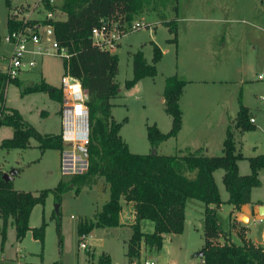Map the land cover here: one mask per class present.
<instances>
[{"label":"rangeland","instance_id":"374dc122","mask_svg":"<svg viewBox=\"0 0 264 264\" xmlns=\"http://www.w3.org/2000/svg\"><path fill=\"white\" fill-rule=\"evenodd\" d=\"M62 1L53 0V4H49L53 10H49L40 0H10V8L22 7L28 15V26H43L66 19V15L60 11ZM144 13L132 22L140 21L147 27L132 32L129 30L130 24L126 23L123 28L124 36L114 52L119 61L116 76L119 94L111 101L114 104L111 114L117 122L130 115V124L121 128L119 133L130 152L139 155L152 153L146 137V126L151 124L152 118L171 120L164 110L165 105L159 101V95L165 77L176 74L182 80L194 82L187 93L195 98L204 118L208 113L217 111L220 103H228L233 119L241 105L249 108L252 114L250 116L257 122L255 131L239 133L235 128V121L230 126L237 152L245 157L264 154V80H258L259 75H264V0H153L145 6ZM7 14L6 2L0 0V56L11 49L4 42ZM48 14L52 18H48ZM163 20L176 22V45L168 42L172 35L161 24ZM153 44L164 51L161 62L157 65L155 83L151 78H146L141 82L140 88L126 89L125 81L132 78V54L141 51L149 63L153 56ZM33 58V55L27 54L25 61ZM6 65V61L0 60V70ZM64 72L62 58L44 56L30 71L21 73L18 80L22 88L44 79L52 87L60 89ZM20 90L14 84L7 85L6 107L17 110L38 132L44 135L58 134L59 103L44 93L21 96ZM125 105L130 106L129 111ZM11 136L10 127H0V145ZM162 152H166L164 148ZM162 152L158 154L164 155ZM238 165L240 172H244V167L248 171L247 159L240 160ZM12 169H20L19 175L13 179V188L17 191L38 193L55 188L60 180L69 179L60 174L59 152L47 150L41 153L34 140H30V147L24 150L6 151L0 148V170L7 173ZM222 175L223 171L217 170L214 180L221 198L225 200L228 193L222 184ZM259 180L261 185L254 188L253 197L264 201V168L259 173ZM105 192L106 186L103 180H99L96 186L84 188L78 195H75L74 190L66 192L60 203H56L50 194L44 205L33 208L28 223L30 230L21 242L16 240V231L11 224L7 227L4 242L0 234V262L99 264V257L104 254L109 256L111 264H127L126 245L132 233L128 225L94 229L84 240L89 244L88 249L83 251L79 248L81 239L77 235V226L92 219L101 209L106 202L103 200ZM189 201L183 232L179 235H166L159 250L150 249L142 243L136 264H144L145 260L157 264H202L196 255L203 244L200 222L203 215L192 207L193 203L201 202ZM56 209L61 223V251L55 232V220L52 219ZM228 209L224 205L220 212L223 227L227 231L231 227ZM43 220L46 226L41 243L33 238L31 230L38 228ZM248 227L250 238L260 239L262 242L264 225L251 220ZM142 232H151L148 224L143 223ZM232 239L235 245L241 244L236 235L233 234Z\"/></svg>","mask_w":264,"mask_h":264},{"label":"trees","instance_id":"16d2710c","mask_svg":"<svg viewBox=\"0 0 264 264\" xmlns=\"http://www.w3.org/2000/svg\"><path fill=\"white\" fill-rule=\"evenodd\" d=\"M44 6L53 10L48 0H42ZM10 6V0H5ZM153 0H63L60 11L66 15L63 21L51 23L55 39L65 47L70 55L69 74L78 79L88 95L89 110V144L86 149L88 160L87 172L60 180L53 189L41 190L37 194L17 191L13 181L3 179L0 171V234L2 242L6 238L9 224L16 231V240L21 242L30 230L29 218L33 208L44 205L52 194L54 201L60 203L62 195L74 190L78 195L82 189H91L103 180L108 189V200L97 211L93 218L77 226V235H89L94 229L121 227L119 215L123 201L132 204L134 222L130 225L132 233L126 245L127 264H135L140 256V248L144 243L150 249H160L166 235H179L184 229L185 208L189 200L204 204L202 217V240L200 260L203 264H264V247L246 241L240 234L241 245H235L222 230L217 210L223 204L218 187L214 180V172L222 170V184L228 193L227 204L239 210L241 206L251 204V191L260 187L259 172L264 168V156L247 158L250 173L239 174L238 161L245 159L237 152L234 135L230 127L226 130L222 154L208 157L198 151H184L176 155L131 153L128 145L120 136V130L126 119L117 122L113 119L112 100L119 94L118 56L100 50L92 39L91 31L100 21L114 20L130 24L136 17L144 13V8ZM161 24L167 28L172 38L168 41L177 44V24L172 20H164ZM22 24L11 22L7 18V32ZM147 27V26H146ZM153 56L148 63L141 51L132 54V78L125 81V88H132L144 78L157 75V64L163 54L153 44ZM65 69L66 62L63 60ZM19 87L20 95L44 93L50 99L60 103L61 91L44 80L23 87L18 79H8L0 72V127L12 129V136L2 141L0 148L9 151L24 150L30 147V140L37 143L41 153L47 150L60 151L62 142L60 135H42L34 127L23 120L20 113L5 106V90L7 85ZM185 80L176 75L165 78L163 98L165 112L171 117V128L162 133L156 125L146 128V137L151 150L171 138H175L181 129L182 111L179 101ZM235 128L241 132L255 130L250 123L249 109L240 106L235 119ZM17 176L20 169H12ZM260 205V204H258ZM55 212V232L60 251L62 250L61 223ZM149 222L153 232L144 234L142 225ZM46 223L43 220L38 228L32 229L34 239L43 243ZM79 242V241H78ZM99 264H111L108 255L101 254ZM0 264H2L0 262ZM58 264V263H53Z\"/></svg>","mask_w":264,"mask_h":264},{"label":"built area","instance_id":"2783aa9c","mask_svg":"<svg viewBox=\"0 0 264 264\" xmlns=\"http://www.w3.org/2000/svg\"><path fill=\"white\" fill-rule=\"evenodd\" d=\"M48 1L50 5L53 4V0ZM47 16L52 18L51 14ZM8 19L11 22L22 24L21 27L7 32L4 37V42L12 47L8 66L4 72L8 79H18L21 73L30 71L44 56L60 57L66 62L59 89L62 95V101L59 104V135L62 142V148L59 151V170L63 177L84 174L88 169V160L86 152H82L81 149H87L89 144L88 95L82 88L80 81L69 74L70 55L67 49L60 46L56 41L51 24L28 26L26 24L28 15L22 7L10 8L9 6ZM124 23L114 20H101L100 24L91 31L93 43L100 50L113 54L124 36L123 28L126 27V22ZM145 27L146 25L140 21L131 22L129 30L135 32ZM27 54L33 55L34 58L26 62L25 56ZM258 80H264V75H259ZM250 123L254 124L255 120L250 118ZM262 223L264 224V220ZM87 237L88 235L80 237L79 248L83 251L89 247V244L84 242ZM144 264L157 263L145 260Z\"/></svg>","mask_w":264,"mask_h":264},{"label":"crops","instance_id":"0c3cea01","mask_svg":"<svg viewBox=\"0 0 264 264\" xmlns=\"http://www.w3.org/2000/svg\"><path fill=\"white\" fill-rule=\"evenodd\" d=\"M8 9H9V7H8ZM143 14H145V13H143ZM7 18H8V14H7ZM7 18H6V22H7ZM10 48L11 49H9L8 52H6L5 54L0 56V60L6 61V64H7L6 66L3 67V70H0V72H2V73L5 72V70L8 66V58H9L11 51H12V47H10ZM162 54H164V51H162ZM160 62H161V60L159 61V63L157 65H159ZM173 75H176V74H173ZM173 75H170V76H173ZM166 77H169V76H166ZM155 78L156 77L151 78L153 84L155 83V81H154ZM145 79L146 78L137 82L131 89L140 88L141 82H143ZM42 80H44V79H42ZM185 81L187 82V84L183 88V92H182V95H181V98L179 101V106H180V109L182 111L181 129L175 138H171V139L167 140L166 142H163L162 144H160L156 151H157V153H160V151L162 152V149L164 148V150L166 151V152H162L164 155H176V154H181L184 151H191V152L198 151L201 154L208 156V157L220 156L222 154L223 141L226 137V130L228 127H230L234 123L236 117L233 119L232 114L229 112L228 103H222V104L220 103L219 109H217V111H215V110L212 111V114H211V112L208 114L206 112L204 114V115L207 114L206 118H204V116H201L202 114L200 113L199 107L197 106V104L195 102V98H193V96H189L187 93L189 86H191V84L194 82H192L190 80H185ZM164 86H165V80H164L163 89L161 90V93L159 95V97H160L159 101L163 105H164V98H163ZM56 89H58V88H56ZM143 102H145V101H143ZM113 106H114V104H113ZM142 106L145 107V104H143ZM126 110L129 111L130 106H126ZM164 110H165V107H164ZM249 114H250V109H249ZM250 115H252V114H250ZM250 118H253L255 120L254 117L250 116ZM123 119H126L127 121L122 126V128L124 126L129 125L131 122L130 115L125 116ZM164 120H165V118H163V117H161L160 120H158V118L157 119L152 118L150 125L154 124L157 126V128L160 130V132L167 133L171 128V120H169V119H167L166 121H164ZM256 123L257 122L255 120V123L252 124V125H254L255 130H256ZM150 125H147V126H150ZM59 128H60V120H59ZM236 131L239 133H242L239 129ZM59 133H60V131H59ZM59 133H58V135H59ZM40 134H42V133H40ZM42 135H44V134H42ZM47 135H57V134H47ZM235 146H236V143H235ZM236 149H237V146H236ZM257 156H264V154L257 155ZM243 157L245 159L251 158V157H245V156H243ZM253 157H256V156H253ZM59 159H60V153H59ZM238 163H239V161H238ZM238 170H239L240 175L245 176V175H248L250 173V166H248V171L244 167V172H240V167L238 165ZM245 173H247V174H245ZM100 181H102V180H100ZM221 181H222V177H221ZM253 190L251 191V204L241 206L239 210H234L233 206L226 203L228 200V197L225 200H223L221 198L223 204L217 210V214H218V219H219V222L221 224L222 230L226 233L227 238L232 243H234V241L232 239L233 234L238 237L240 242H241V238H240V234H241L246 241H250L257 246L264 247V236H263L262 242L260 239L250 238L251 232H250L248 226L251 223V220L253 222H257L259 224L264 225L262 223V221L264 220V213L259 212V207L260 206L264 207V201L254 198L253 197ZM219 193H220V191H219ZM34 194H37V193H34ZM108 196H109V192H108V189L106 188V192L103 195V200L107 201ZM220 197H221V195H220ZM189 202L190 201L187 202L186 208H185L184 228H185V223H186L187 216H188ZM121 204H122V211L119 215L120 224L130 226L134 222L133 206L131 203L126 204L123 201L121 202ZM202 204L201 203H193L192 204V207H194L193 208L194 211H198V213L200 215H201V213H203V210H204V205H202ZM258 204H260V205H258ZM224 205H227L229 207L228 216H229V225L231 227L228 231L223 227L222 219L220 216V212L223 211L222 208L224 207ZM126 221H128V223ZM200 222H201V226H202V216H201ZM145 223L149 225V229H151L150 233H152L153 232V227L151 226L152 224L149 222H145ZM241 244H242V242H241ZM201 263H202V261H201Z\"/></svg>","mask_w":264,"mask_h":264},{"label":"water","instance_id":"95a60500","mask_svg":"<svg viewBox=\"0 0 264 264\" xmlns=\"http://www.w3.org/2000/svg\"><path fill=\"white\" fill-rule=\"evenodd\" d=\"M82 152H86V149H81ZM157 154L156 149H154L151 153V155L155 156ZM15 173L12 171H9L8 173H3V179H5L6 181H13L14 177H15ZM55 212H57V209L55 210ZM259 212L260 213H264V207L260 206L259 207ZM197 257L201 258L202 257V252L197 253L196 255Z\"/></svg>","mask_w":264,"mask_h":264}]
</instances>
